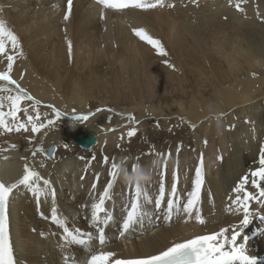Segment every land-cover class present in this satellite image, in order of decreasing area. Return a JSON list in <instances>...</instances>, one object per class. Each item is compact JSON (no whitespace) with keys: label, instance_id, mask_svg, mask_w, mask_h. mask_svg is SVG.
Wrapping results in <instances>:
<instances>
[{"label":"bare ground","instance_id":"1","mask_svg":"<svg viewBox=\"0 0 264 264\" xmlns=\"http://www.w3.org/2000/svg\"><path fill=\"white\" fill-rule=\"evenodd\" d=\"M56 1L61 6L60 13L56 12V8L54 12L52 11L54 4L50 5L51 1L44 3V0H0V19H3L6 26L18 36L21 45L20 50H16L17 52L13 51L15 54L12 55L15 57L14 60L17 66L12 68L10 75L13 80L17 81L21 88L25 89L27 94L29 93L28 95L33 97V100H22L20 105L31 104L34 107L38 106L40 109L38 112L43 117L50 114V109L53 110L54 107L55 110L57 107L64 108L66 110L64 112L67 115L64 116L61 114L58 119L63 122L62 130L65 133L66 139L71 142V147L74 149V151L68 152L62 159H58L57 147L53 144V140L41 142L37 148L35 146L37 142L34 137L35 135H33L34 133L30 135L31 132L28 128L27 131L20 133L6 131L0 128V182L8 181V185H11L22 177L24 165L27 161L19 156V149L27 147H30L28 157L31 158H29L31 163L27 164L34 170L39 171L44 179L50 181L49 189L52 183V187L56 190H61L63 182H73L78 178L80 179V184H78V181H74V184H72L73 191L77 194L73 195L72 200L64 207L50 197L49 204L45 206L38 202L37 198L27 199L30 203H25L21 200L18 201L19 199L17 200V198L21 195L19 193L16 194V192L13 194L9 201L8 213L10 238L17 264H66L63 262L65 259L64 255L68 254L72 256L73 253L77 259H84L82 257V254L85 253L84 251L83 253L74 252V250H81L80 248L74 246L71 248L67 246L58 248L61 244L58 227L55 224L51 225L50 222L46 223L47 221L41 218V216L47 217L51 214V209L55 207L58 217L65 221L68 227L73 223V226L89 228L93 222L91 219L92 204L98 202L100 195L103 194L105 185L111 177L110 172L113 171L112 163L102 162L98 154L93 155V162L80 159L87 163L85 162L77 166L73 163V159L78 154L91 155L98 151L101 148L102 141L101 136L98 134L100 132L98 128L90 123L75 120L74 113L88 111L90 108H94L95 104L92 102L94 99L95 101L97 100V104H101L102 99L108 97L109 103L114 108L117 107L118 103L128 104L130 106L128 112H131V116L129 117H134L136 120L153 114L151 111L154 112V115L165 114L167 117L177 112L173 111L174 109H171L170 106L168 108L167 101L157 98L166 92V77H163V79L162 76L161 78L158 77L159 82L153 85L155 86L152 87L153 89L151 87L150 89L149 86L145 88L150 95L145 94L146 92L143 93V85L140 90H138V87V91H132L134 95L122 91V94L119 96L113 90V77L109 72L111 70L110 65L113 61L121 62L123 58L126 61L133 60L130 70L131 73H133L132 71L135 73L136 67L134 61L139 59L138 57L142 55L141 53L143 55L144 53L151 54L152 48L147 46L135 34L134 29H144L146 33L149 32L155 35L157 33L158 37L161 38L162 36L170 43L172 39L177 40L181 36V30H179L181 25H187L181 28L183 29V34L189 38V42H186L187 48H185V51L188 56H191V63H184V61H187L186 54L183 62L180 65L177 64L174 68L179 69V73L181 74L184 70L186 78L191 79L189 83H192L194 87L201 86V82L204 83L210 79H216V75L221 80L225 78V84H230L232 77L236 79L237 72L242 70V68L245 69L243 72L244 78L241 80L240 86L234 89L226 86L224 90L218 82L212 86L210 107L205 108L203 100L199 103L189 102L195 98L186 100V104L181 109L184 111V117L187 120L198 123L199 121L207 119V114L214 109L220 108L221 110L219 109L217 111L224 113L223 110H228L240 102L254 100V98L264 95V77H261L264 71L262 69L259 71L256 70L257 73H260V78H256L255 75L252 76V72L248 71L250 69H260L264 66V0H231V2L230 0H195V3L193 0H164V6L156 7L157 9L130 8L122 11L104 8L102 5L91 0H74L71 14L67 20L64 19L65 13L67 12L66 0ZM237 2H240L243 12L237 10ZM169 4L173 5V7H168ZM167 7L171 8V10ZM161 17L164 18L162 23L160 22ZM87 32L91 36L89 39L86 35ZM95 34L98 36V40H96ZM201 34L204 36L201 37ZM80 37L83 43L96 40L99 44L102 43L105 49L107 48L105 64H109L104 69L107 72L108 78V82L106 83L112 82L113 84L105 90L108 97L106 95L102 98L103 94L99 97L101 89H98L96 91L97 93L94 94L95 90L92 91L94 88L90 87L94 85H91L92 75L90 74V70L82 66L80 70H76L78 61L82 59L81 61L83 62V58L79 57L80 50L87 47L85 44L78 47ZM69 41L72 44L71 54L68 51ZM136 41H138V49L132 45ZM7 45L8 42L6 41V48L8 47ZM46 46L49 50H46ZM8 49L5 54L0 55V70L4 72L8 71L7 61H5V57L8 55ZM174 50H176L177 54L174 55V53L173 58L177 61L182 48L177 45ZM20 51H22V55L19 54ZM96 51L97 54L100 52L99 50ZM152 52L154 51L152 50ZM194 56L201 58L195 61ZM213 56H216L221 63H225V75L219 72L214 74L213 67L211 66ZM140 60H142L141 66H143L144 56ZM199 61H202L204 65L197 67L196 64ZM207 64L210 65L207 70L211 72L210 76H207L204 70ZM94 74L97 75V73ZM182 76H177V80L181 84L185 81ZM196 76H198L197 79ZM0 88H9L12 90L11 93L0 91L2 96L16 94L15 86L9 84L7 81H0ZM54 90L58 96L54 95ZM93 95L97 96L98 99ZM135 96L139 98L145 97V99L155 96L158 101L155 104L153 100H139ZM58 98H61L64 103L53 100ZM180 98L182 96L176 97L178 100ZM214 100H216L218 105H213ZM39 101H49L54 106L42 108L39 106ZM179 102L182 103L183 101ZM148 105H151V107H148ZM8 106L9 102L6 104V107ZM146 106L151 110L147 112H134ZM257 108L264 109V102L263 105ZM257 108L248 107L245 109L248 112H245L243 117L246 116L248 118V123L246 126L240 127L237 135L233 137V140L230 139V134L229 137L228 135L226 136L227 141L225 142H222V139L218 138L208 143L203 141V139L206 140V134L205 138H200L201 136L198 138L202 133L199 132L201 131L202 124H199V127H193V124H190L188 127L177 124L178 126L173 128V121H166L165 123L167 124H158L157 126H153L149 122L150 127L145 129L149 137V141L146 143L137 137L132 139L136 143L128 142L123 151L127 156L132 154V159L126 160V164L122 166H120L121 163L118 164L116 183L119 186H125L129 183V181L124 179V176L126 174L131 175V167L133 169V166L136 165L139 169H144L150 173V179L145 182H140L141 189H145L148 192L151 191V195L155 193L157 196L161 184L160 176L161 180H163L165 174L167 175L166 184L171 186L175 183L176 178L186 177L185 174L192 171L193 178L187 182L188 184H192L195 180V169L200 166L202 158L203 181L206 182L205 188H207L204 194V203L208 190L211 191L213 200L209 207L204 206V210L202 209V213L204 214L202 217L204 220L203 224L190 225L189 223L194 221V217L189 216L184 220H181L180 217V221L177 219L178 222H175L176 224H171L172 222L170 224H161L162 228L156 229L157 231H155L153 236L151 235L152 238L143 239L140 237L138 241L132 240L135 250L130 248L131 240L128 243L122 244L123 247L121 248L120 243L114 241L106 247V251L104 252L114 253V256L110 257L109 260L115 257L146 256L197 233L210 230L218 232L214 223L232 220L234 225L238 223L237 225L239 227L244 213L242 208L237 210V205L231 202L235 200L237 195L233 192V188L240 183L242 176L249 175L252 170L259 167V152L261 148H264V110L263 112L255 111ZM243 111L241 110L239 113ZM94 117L101 119L100 115L95 114ZM218 118L215 117L213 121L205 122L206 125L215 126L217 133L226 132L222 128L230 119H236V121L240 119L241 122L246 119L237 118L235 113H230L224 116V118ZM103 125L105 127L108 126L105 123ZM30 126L32 127V125ZM50 129L51 127L47 128V130ZM55 130L56 127L52 128V132ZM83 134L94 136L95 143L90 146V149L81 150L82 148L74 143V139ZM191 134H194V136ZM184 135H188V139ZM26 137H29L28 144L24 145L25 141L23 139ZM125 138L130 137L127 135ZM180 141L190 143V146L182 148L176 155L173 152V148L176 144H180ZM227 142H229L228 145ZM77 146L80 149L76 148ZM50 147L52 148L51 151H49ZM41 148L43 152L37 151L35 156L32 155L33 151ZM53 149H55L54 154ZM133 149L137 150L135 151ZM152 149L156 151L149 153ZM109 151L110 148L107 146L104 150L105 155L110 154L111 152ZM132 151L133 153H131ZM45 152L51 156L45 155ZM157 153L163 154V158L157 156ZM169 153L170 155H168ZM134 154H136L135 157H133ZM102 176L104 177L103 179H101ZM104 183L106 184L103 186V189H100L101 184ZM39 184L42 188L44 187L42 180L39 181ZM94 184L96 185L95 188L92 187ZM84 185L87 191H89L88 196L84 193ZM67 187L68 189L70 188L69 185ZM134 187L135 183L132 191ZM245 189L258 197V199L248 201L249 209L255 208L256 206L259 207L251 211L254 220L243 229L241 236L243 239V236L247 235L249 237L250 233L257 232L258 235L256 237L248 239L249 248L252 249L256 245L259 251L257 253L264 255V223H261L257 227V221H259L258 214L264 211V203H261L264 197H259L258 191L251 186L250 182L245 186ZM112 191H115V184H113L109 193ZM177 192L180 193L179 189ZM240 195L242 196L243 193ZM182 198L184 197L181 196ZM13 199L14 203H12ZM124 203L125 201L122 202V205ZM140 203L143 205V210L148 211L150 209L147 203H142V201ZM116 205L118 206L117 208H115ZM119 206L117 203L104 205L105 211H108L109 214H100V218L102 216L114 215L113 208H115V211L117 210L116 217L119 216L121 210ZM76 208L75 213L70 214V211ZM80 208L83 209V212L80 211ZM15 213L19 214L18 223H15L13 216ZM72 214L81 215V218L76 222H74L75 220H70L71 223H68L67 219L63 217H69ZM122 221L123 218L121 220L116 219L114 223L120 224ZM143 227L145 228H142L144 231L151 228H148L147 224H143ZM107 228L109 229V227ZM135 228L140 229L136 226ZM50 231L53 233H50ZM135 234L134 232L131 233L132 236ZM226 234L229 237L231 236V233ZM253 243L254 246L251 247ZM67 244L73 245L71 243ZM124 246H129V248L127 249ZM42 248H46V255L44 251L41 254L40 251ZM100 253L103 252L101 251Z\"/></svg>","mask_w":264,"mask_h":264},{"label":"rangeland","instance_id":"2","mask_svg":"<svg viewBox=\"0 0 264 264\" xmlns=\"http://www.w3.org/2000/svg\"><path fill=\"white\" fill-rule=\"evenodd\" d=\"M50 1H51L50 5L54 4L52 6V11L54 12L57 9L58 11L56 10V12L60 13V9H61L60 7L61 6H59L57 4L56 0H44V3H48ZM182 5H183V3H182ZM157 8H159V6H157ZM168 9L171 10V8H168ZM163 19H164L163 17L160 18V22L161 23L163 22ZM182 26H187V25H181V27ZM181 27L179 28V30H181V36L177 40H173L172 39L170 41V43H168L162 36H161V38L158 37L157 33H156V35H157L156 36L155 34H152V33L148 32L147 34H149V35L152 34L151 36L153 38L158 39L162 43V45L164 46V48H165V50L167 52V55L166 56H161V55L158 56L159 54L156 53V50L151 45H149L146 41H143V42H145L147 44V46L152 48V50L154 52H152V50H151V54L148 53L149 55L147 53H144V55H143V53H141L144 56L143 66H141L142 60H140L141 57H143V56L140 54L141 56L138 57L139 59H136L134 61L135 67H136V72L135 73H134V71H132L133 73H131V70H130V66L132 65L133 60H127L126 61L123 58V61H121V62L113 61L111 63V65H110L111 66V70L109 72H110L111 76L113 77V82H114L113 84L114 85L112 84V82L106 83V82H108V78H107V72L104 69L109 64V63L105 64L106 63L105 61L107 59V56H106L107 48L105 49V46H103L102 43L99 44V42H96V40H98V36L96 34H95L96 40L91 41V42H84L83 43L82 42V38L81 37L79 38L80 42H79V46L78 47H81L83 44H85L87 47L82 49V50H80L79 57L83 58V62L81 61L82 59H80V61H78V64L76 65V70H80L81 66L84 67L87 70H90V72H91L90 74L92 75V77H91V85L94 84V85H92L90 87L94 88L92 90V91L95 90L94 91L95 93L93 92L94 94L97 93L96 91H98V89L99 90L101 89L102 91L104 90V92H106L105 90H107L112 85H113L112 86L113 90L116 93H118L119 96L122 94V91H125V93L129 92L130 95H134L132 91L137 90L138 87H139L138 90H140L141 87H143V86H144L143 87V93L146 92L145 94H148L147 90L145 88H148V86H149V88L150 87L151 88L155 87L153 85L158 84V82H159L158 77L161 78V76H162V79H163V77L167 78V88H166V92L164 93V95H160L157 98H159L161 100H164V101H167L168 108L170 106L171 109H174L173 111H177V112L174 113L172 116L167 117L165 114L154 115V112L151 111L153 114L145 116V118L143 117V118H139L137 120L136 119L133 120V119H130V117H129V116H131V112H128V109L130 107L128 104H124V103L120 104V103H118L117 107L114 108L109 103V97H108L107 92L104 94V92H102L100 90L99 97H101V95L103 94L104 96L102 95V98L105 97L106 95H107L106 97H108V98L102 99V103L101 104H97V100L95 101V99L93 101L91 100L95 104L94 108H90L88 111H79L78 113H74L73 114L74 116H81V117L82 116H87L88 117L87 120L81 119V120H78V121L85 122V123H90V124L96 126L98 128V130L100 131L98 134L101 136V139H102L101 148L98 151L94 152L91 155L78 154V155L75 156V159H73V163L76 166L77 165H82L83 163L86 162V161H82L80 159H85L88 162H93V158H94L93 155L94 154H98L99 158L102 159V162H105V157H107L108 158L107 162H110L112 164L115 163L117 165V169H115V171L118 172V164L121 163L120 166H122V165L126 164L125 163L126 160L132 159L131 158L132 154H130V156H127L126 153L123 151V149L127 146L128 142L131 141V142L136 143L135 140H132L135 137H137L141 141H144L145 143L147 141H149V137H148V135L145 132V129H148L150 127V123L149 122H151V125L157 126L158 124H163V125L167 124V123H165L166 121H173V123H174V127L173 128H175L178 125H183L184 127H188V126H190V124H193L192 125L193 127H199V124H202L201 131H199V132H202V133H201V135L198 136V138L200 136H201L200 138H205V134H206V136H207L206 140L203 139V141L209 143V142H211V140L221 138L222 142H225V141H227L226 140V136L228 135V137H229L230 134H231L230 139L233 140V137H235L237 135V132L240 129V127L246 126V124L248 123V118L246 116L243 117L244 113L248 112L245 109L248 108V107L257 108L258 106L263 105L264 95L260 96V97H257V98H254V100H250V101H247V102H240V103L234 105L233 107H230L228 110H223L224 113L222 111H217L220 108L219 109H214L209 114H207V119L199 121L198 123H194L192 120H190V121L187 120L184 117V111L181 109L182 106L184 104H186L185 103L186 100H189V98H195V99H192V100L189 101V102H192V103H199L201 100H203L204 101V107L205 108L210 107L212 86L216 85V82H218V84L221 86V88L223 90H224V88L226 86H229V88H232V89L240 86L241 85V80H243V78H244V76H243L244 73L243 72H244L245 69L242 68V70L238 71L237 75H236V79H234L232 77V79L230 81V84H225L224 83L225 82V78L223 77L224 80H221V78H218V76L216 75V79H210L208 82H204V83L201 82V84H200L201 86L198 85V86L194 87V85L192 83L191 84L189 83L191 81V79L190 78H186L184 70H183V72L181 74V73H179V69H175L174 68L177 64L180 65V63L183 62V58L184 57L186 58V54H187V52L185 51V48H187L186 42H189V38H187V36L185 34H183V29ZM207 28H209V27H207ZM71 30H72V28H71ZM88 30H90V29H88ZM86 35H87L88 39L91 37L88 32L86 33ZM200 36L203 37L204 35L201 34ZM181 42H182V44H181ZM114 45H116V44H114ZM132 45H134L136 47V49H138V41H136L134 44L132 43ZM177 45L181 46L182 51L179 52L180 54H179L178 59L176 61V59L173 58V57H174V55L177 54L176 50H174V48L176 49ZM7 46H8L7 49L9 48L8 49L9 51L7 52V54H15V52H17V51L13 52L12 48H10L11 44L9 42H8ZM114 47H116V46H114ZM46 50H49V48H47V46H46ZM96 50H99L100 52H98V54H97ZM9 52H11V53H9ZM157 56L160 57V58H158ZM190 57L191 56H188V54H187V58H186L187 61H184L185 64H190L191 63ZM193 58L196 61V60L200 59L201 57L194 56ZM5 61H7V57H5ZM84 62H86V64H84ZM203 65H204V63L202 61H199L196 64L197 67H201ZM14 66L15 67L17 66L15 60H14V63H13V67ZM211 66L213 67L214 74H217V72H219L220 74L225 75L224 70H225L226 65H225V63H221L220 61H218V58L216 56L212 57ZM209 67H210L209 64H207L204 67V70H205L207 76L208 75L210 76V73H211L210 71H207ZM261 69H262V71H264V66H262L260 69H250L248 71L252 72V74H251L252 76L255 75L256 78H260V73H257L256 70L259 71ZM129 70H130V73H129ZM23 71H22V75H23ZM94 73H97V75L94 74ZM178 75L179 76L183 75L182 77L184 78L185 81L182 84L180 82H178V80H177V76ZM261 77H264V73H263V75ZM197 78H198V76H196V79ZM143 79H144V81H143ZM98 84H99V86H98ZM179 85H181V86H179ZM53 93H55L54 95H57L55 90H54ZM150 93H152V92H150ZM148 95H150V94H148ZM93 96L96 97V99H98L97 96H95V95H93ZM177 96H182V98H180V100H178V99H176ZM0 97H4L5 98L4 101H3L4 102V107H3L2 110H5L7 112L8 111V109H7L8 107H6V104L8 103V101L6 99L7 96H2L0 94ZM135 97L137 99H139V100H144L145 99V97H143V98H139L138 96H135ZM157 98L154 96L153 98L145 99V101L153 100L155 102V104H157V101H158ZM43 100H45V99H43ZM53 100H56L58 102L64 103V101L61 98L53 99ZM179 101H183V102L180 103ZM39 102H40L39 106L42 107V108H49V106H52V107L54 106L53 103L49 102V101H39ZM257 104H259V105H257ZM213 105H218L216 100H214ZM31 107L34 108V109H32ZM146 107H144V108L142 107L140 110H136L134 112L135 113H137L138 111L147 112V111L151 110L150 108H148V107H151V105H148L147 108ZM162 107H161V109H162ZM20 108H21L20 113L19 112H18L19 114L17 113V122L25 123L27 125L28 130L31 132L30 135L33 134V132L31 131L32 127L30 126L32 124L28 122V116H31L33 118V120L37 124H41V123L46 124L49 119L54 118L53 119L54 124L52 126L42 128L39 132H36V133L33 134V135H35L34 136L36 138L35 140H37V142L35 143V146L37 148L40 146L41 142L53 140V142H54L53 144L56 145V147H57L56 152H57L58 159H62L65 155H67L68 152L74 151V149L71 147V142L68 139H66L65 133L62 130L63 122L59 121V119L56 118L55 112L52 109H50L51 110L50 114H47V116L43 117L38 112V111H40L38 106L34 107L31 104H27V105H23V106L20 105ZM25 109L27 111L28 110H30V111L26 112V113L25 112L22 113V111H24ZM98 109H99V111H98ZM56 110L59 111L60 116H61V114L64 115V116L67 115L64 112V111H66V110H64V108L61 109V108L57 107ZM241 110H244V111L239 113V111H241ZM263 110L264 109L257 108L255 111L263 112ZM34 111H35V113H34ZM36 111H37V113H36ZM134 112H132V114H134ZM229 112L230 113H235L237 118H246V119L244 121H242V122H241L240 119L238 121H236V119H230L228 121V123H226V125L222 128V130L226 131L224 133H217L215 126L212 127L211 125H208V124L206 125L205 124V122H207V121H213L215 119V117L224 118V116H227L228 114H230ZM95 114L96 115H100L101 119H96L94 117ZM68 115H71V114H68ZM125 116H127V117H125ZM8 119L11 120V118H8ZM103 123H105L108 126L105 127L103 125ZM195 125H197V126H195ZM50 127H51V129L47 130V128H50ZM54 127H56V130L54 132H52V128H54ZM131 129H135L136 130V134L134 136L130 137V138H125V136H127L128 131L131 130ZM25 131H27V130L21 129L19 131V133L20 132H25ZM11 132H17V131L13 130ZM86 132H88V131H86ZM191 135L194 136V134H191ZM184 137H186L188 139V135H186V136L184 135ZM28 138L29 137H26L25 139H23L25 141L24 145L28 144L27 143L28 142ZM53 144H51V145H53ZM228 144H229V142H227V145ZM65 145H67V147H65ZM107 146L110 148L109 152H111V153L108 154V155H105L106 153H104V150L106 149ZM188 146H190V143L188 144V143H184V141H180V144L178 143V144H176L174 146L173 152H175L176 155H177V153L182 148H186ZM76 148H79V147L77 146ZM28 150H30V147H27V148H24V149H22V148L19 149V156L21 158H23V159H26L27 163H31V161H30L31 158L28 157V155H29V153H28L29 151ZM81 150H83V149H81ZM133 150L136 151L137 149H133ZM155 151H156L155 149H152L151 151H149V153H154ZM78 153H81V152H78ZM131 153H133V151ZM165 154H167V153H165ZM135 156H136V154L133 155V157H135ZM37 172H39V171H37ZM78 175H79V173H78ZM131 175H132V167H131ZM185 175H186V177L182 176L179 179L178 178L175 179V184L177 185V191H178V189H179V191L185 189L187 184H188L187 182H189L190 179L193 178L192 177L193 176V172L192 171L190 173H186ZM116 177H117V175H116ZM116 177L113 180V177L111 175V177H110V179L108 181V183L111 182V183L115 184V191H112L111 193H109V197L106 198V200H105V205H107L109 203H117V204H119L120 205L119 208H121L120 215L116 217V215H117L116 211L117 210L116 211L114 210L115 208L118 207L116 205V207L113 208V213H114V218L113 219L114 220H116V219L117 220H121L123 218L124 212L126 211V209H128V205L130 203L129 201L133 200V199H131V197L133 196L132 187H133L135 182H132L131 184L128 183L125 186H119L116 183ZM103 178L104 177L102 176L101 179H103ZM74 181L75 182L78 181V184H80V179L79 178L77 180H74ZM74 181L73 182H66V181L63 182L61 190H59V189L56 190L54 187H52V185H53V183H52L50 185V189L54 190L55 196L53 197L51 195V192H48L46 195L40 197L39 200L37 199V201L42 203L43 205L47 206V204H49V197H50L51 199H53L54 201H56L57 203L61 204L64 207L65 205L69 204V202L72 200V196L77 194L76 192L73 191V188H72V184H74ZM96 181H97V179H96ZM163 181L165 183L167 182V175L166 174H165V176H163L162 182ZM105 184L106 183L101 184V188L100 189H103V186ZM107 184L105 185V187H107ZM66 185L67 186L69 185L70 188L68 189V187ZM105 187H104V189H105ZM67 189L69 190V192H68ZM83 190H84V193L88 196L89 191H87L85 185L83 186ZM27 191H28V193H31L30 196H28L26 194V191H24L22 193H19L21 196L19 198H17V200L19 199L18 201L21 200L22 202L30 203V201H28L27 199H36L37 198V196L32 191H30L29 189ZM145 194L147 195V197L151 201H153V199L156 198L157 196L155 195V193H153L151 195V191L148 192L145 189L144 190L142 189V195H141L142 203H147L150 206L152 202L149 203V202H147L144 199V195ZM182 197H185V193L182 194ZM175 198H177V196H175ZM14 199L12 200V203H14ZM123 201H125V203L122 205ZM15 204H17V203H15ZM258 207L259 206H256L255 208H252V209H249L250 213H252L251 211H254ZM105 208H109V207H105ZM76 210H77V208L74 209V210L72 209L70 211V214L71 213H75ZM80 211L83 212V209L80 208ZM13 216H14V219H15V223H18L19 222V220H18L19 219V214L15 213ZM260 216H264V211H262L260 214H258V218ZM83 217H85V216H83ZM41 218H44L47 221L46 223H49L50 221L47 220V218L50 219L51 218V214H49L47 217L41 216ZM63 218H66L69 221L70 220H75L74 222H76L78 219L81 218V215L78 216L76 214H72L69 217L67 216V217H63ZM177 219H178V221H180L178 215L176 216V219L174 221L178 222ZM251 219H253L252 216H251ZM227 221L228 222L214 223V225L216 226L218 232L222 228H226V229L229 230L227 233H232V229L233 228H238V225H237L238 223H236V225H234V222L232 220H227ZM50 223H51V225H54V223H52V222H50ZM174 223L172 221L171 224H174ZM71 224L73 225V223H71ZM189 224L190 225H198V223L196 221H193V222H191ZM260 224H261V220L259 219V221H257V227H259ZM224 225H226V227H224ZM233 225H234V227H233ZM55 226L58 227L57 225H55ZM135 226L140 228L141 224L138 223ZM161 228H162V225H158L157 227L152 228V229L149 228V229H146L145 231L134 232V233H136L134 236H137V235L142 233L141 236L137 237V240L140 239V237L143 238V239L152 238V236L155 233V231H157L156 229H161ZM143 229H145V228L143 227ZM50 233H53V232L50 231ZM54 234H56V232H54ZM129 240H130V238H125L123 242L124 243H128V242H130ZM130 243H131L130 248H133L135 250L134 242L132 243V241H131ZM61 246L62 247L67 246L68 248L73 247V245H70V244H67V243L66 244H62L61 243L58 248H61ZM253 246H254V243L251 244V247H253ZM121 247H123L122 244H120V248ZM124 247L127 248V249L129 248V246H124ZM43 251H44V253L46 255L47 254L46 253L47 252L46 248H42L41 249V251H40L41 254L43 253ZM105 251H106V248H104V250L102 252L104 253ZM74 252L75 253L76 252H82L83 253V251H81V250H74ZM73 255H74V253H73ZM84 257L86 258V255Z\"/></svg>","mask_w":264,"mask_h":264},{"label":"snow or ice","instance_id":"3","mask_svg":"<svg viewBox=\"0 0 264 264\" xmlns=\"http://www.w3.org/2000/svg\"><path fill=\"white\" fill-rule=\"evenodd\" d=\"M195 3V0H193ZM231 2V0H230ZM97 3L102 5L104 8L109 9H124V8H139V9H153L157 6L163 7L164 0H97ZM67 12L65 13L64 19L67 20L71 14V8L73 0H66ZM168 7H173L169 4ZM237 10L243 12L240 2L236 4ZM103 15V13H102ZM259 15V13H258ZM135 34L143 41H146L151 45L159 55L166 56L167 52L162 43L147 34L144 29H134ZM6 41L11 44L13 51L20 50L21 45L18 36L10 30L3 19H0V54H5L7 51ZM68 51L71 54L72 44L68 42ZM22 55V51L19 53ZM14 55H7V72H0V81H7L9 84L14 85L16 94H9L6 99L9 102L8 111H3L4 97H0V128L6 131H17L21 129L27 130V125L23 122H17V113L21 111L20 104L22 100H33V97L28 95L25 89L21 88L16 80H13L10 76L11 70L14 63ZM0 91H6L11 93L9 88H0ZM52 107V106H49ZM25 113L27 110H24ZM55 112V116L58 119L60 117L59 111ZM99 111V109H98ZM8 118H11L9 120ZM87 120V116H75V120ZM134 119V117H130ZM28 122L32 124L31 131L33 133L39 132L42 128L52 126L54 121L49 119L46 124H37L31 116H28ZM136 134L135 129L128 131V137H132ZM14 147V145H13ZM67 147V145H65ZM37 151L43 152V149H37L33 151L32 155L35 156ZM55 149H53V154ZM48 155V153H44ZM170 155V153L168 154ZM157 156L163 158V154L157 153ZM222 159V158H221ZM108 158L105 157V162ZM166 168V162H165ZM114 171L110 172L113 180L115 179L117 172V165L112 164ZM139 167L134 165L132 169V175H129V184L135 181V194L133 202L131 203L130 210L127 212L126 218L123 220V230L126 232L132 226L139 222L140 216L143 214L141 209L143 205L140 203L142 195V189L139 182ZM43 182V188L40 186L39 181ZM203 159L201 158L200 166L195 169V180L193 181V188L188 193V199L186 203L182 205V210L185 214L191 217L193 211L196 209V205L200 199L201 188L203 185ZM251 183V186L256 189L259 193V197H264V148L260 149L259 152V167L252 170L249 175L242 176L240 183L233 188V192L236 193L235 200H232V204L237 205V210H243V220L240 222L238 228H233L231 236H227L226 233L229 231L226 228H222L217 233L208 235H199L194 238L184 240L183 242L173 243L170 247L160 251L158 254L132 258V259H117L114 264H264V258L257 257L249 254L246 244L249 239L247 235L243 236V242L238 243V237L243 232V229L251 223L250 217L252 213L249 211L248 201L258 199L251 192L246 191L245 186ZM50 181L44 179L39 172L30 167L27 163L24 165L23 175L16 182L11 185H6L0 182V264H17L14 258L13 245L11 243L10 231H9V200L10 194L18 185H22L31 190L39 200L40 197L46 195L51 191V195L54 197V190L49 189ZM93 188L96 187L94 184ZM113 187V184L109 182L107 187L104 189L103 194L100 195L98 202L92 204L91 219L94 223H102L107 225L113 220V216L107 215L103 221L100 220V214L104 212V205L106 198L109 197V190ZM177 192V185L173 183L171 185V197L167 199V214L169 219L173 211L179 212L180 205L176 204L175 196ZM243 193L241 196L240 194ZM144 199L151 203L152 201L144 195ZM165 199V185L161 182L158 189V197L155 199V207L159 209L162 202ZM231 199V198H230ZM264 203V200L261 201ZM52 222L63 230V239L69 243H75L79 245H87V241L92 239L90 233L85 234L76 229V232L70 231L66 222L61 220L57 215V209L53 207L51 209ZM196 219L199 223L203 224L204 220L197 214ZM261 223H264V216H260ZM76 233H80L78 238ZM87 236V239L83 238ZM99 242L103 245L105 240L104 227L99 228ZM114 256L112 252L93 254L87 261V264H110L109 258Z\"/></svg>","mask_w":264,"mask_h":264},{"label":"water","instance_id":"4","mask_svg":"<svg viewBox=\"0 0 264 264\" xmlns=\"http://www.w3.org/2000/svg\"><path fill=\"white\" fill-rule=\"evenodd\" d=\"M74 143L78 144L80 148L86 150L90 149V146L95 143L94 136L90 134H83L79 135L74 139ZM52 148H49V151H51ZM49 155V154H48ZM51 156V155H49Z\"/></svg>","mask_w":264,"mask_h":264},{"label":"clouds","instance_id":"5","mask_svg":"<svg viewBox=\"0 0 264 264\" xmlns=\"http://www.w3.org/2000/svg\"><path fill=\"white\" fill-rule=\"evenodd\" d=\"M139 182H145V181H147L148 179H150V173L148 172V171H146V170H144V169H140L139 170ZM128 178H129V175H125L124 176V179L126 180V181H128ZM135 182V181H134Z\"/></svg>","mask_w":264,"mask_h":264}]
</instances>
